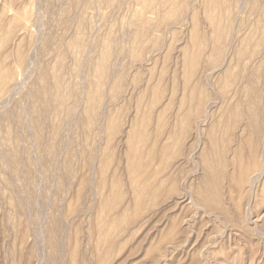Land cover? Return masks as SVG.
<instances>
[{
    "label": "rangeland",
    "instance_id": "rangeland-1",
    "mask_svg": "<svg viewBox=\"0 0 264 264\" xmlns=\"http://www.w3.org/2000/svg\"><path fill=\"white\" fill-rule=\"evenodd\" d=\"M0 264H264V0H0Z\"/></svg>",
    "mask_w": 264,
    "mask_h": 264
}]
</instances>
